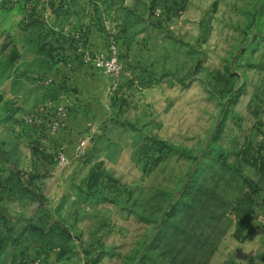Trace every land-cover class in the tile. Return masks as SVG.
<instances>
[{
	"label": "rangeland",
	"instance_id": "374dc122",
	"mask_svg": "<svg viewBox=\"0 0 264 264\" xmlns=\"http://www.w3.org/2000/svg\"><path fill=\"white\" fill-rule=\"evenodd\" d=\"M0 264H264V0H3Z\"/></svg>",
	"mask_w": 264,
	"mask_h": 264
},
{
	"label": "built area",
	"instance_id": "2783aa9c",
	"mask_svg": "<svg viewBox=\"0 0 264 264\" xmlns=\"http://www.w3.org/2000/svg\"><path fill=\"white\" fill-rule=\"evenodd\" d=\"M2 1L0 0V13H1V6ZM85 62L92 66L95 70L100 72H105L108 74H118L120 71V62L119 58L116 53L112 54L111 56H106V54H101L98 56H87ZM63 111V110H61ZM59 129L58 123H52V131L56 132ZM65 160V157L62 158Z\"/></svg>",
	"mask_w": 264,
	"mask_h": 264
},
{
	"label": "crops",
	"instance_id": "0c3cea01",
	"mask_svg": "<svg viewBox=\"0 0 264 264\" xmlns=\"http://www.w3.org/2000/svg\"><path fill=\"white\" fill-rule=\"evenodd\" d=\"M92 56H94V54L92 53ZM89 66V64H85L84 66ZM12 71V70H11ZM12 73L14 74V72L12 71ZM97 76H99V75H97ZM97 76H91V77H86L85 79L83 78V80H80V79H78L77 77H76V80H78L77 81V85H78V88L82 91V92H85V94H86V92L87 93H89V94H91L90 93V89L89 88H85L84 86L86 85H89L90 87H92V89H91V91L92 90H95V88H96V84L98 83V81H97ZM102 78V77H101ZM100 78V79H101ZM87 82H90V84H88ZM93 92V91H92ZM84 94V95H85ZM86 97V96H85Z\"/></svg>",
	"mask_w": 264,
	"mask_h": 264
}]
</instances>
